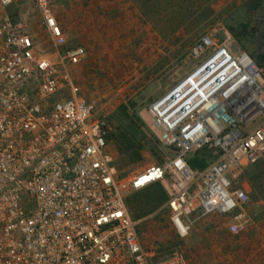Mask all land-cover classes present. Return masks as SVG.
<instances>
[{
	"label": "built area",
	"instance_id": "obj_1",
	"mask_svg": "<svg viewBox=\"0 0 264 264\" xmlns=\"http://www.w3.org/2000/svg\"><path fill=\"white\" fill-rule=\"evenodd\" d=\"M13 2L0 0V264H188L144 246L129 215L128 194L156 183L179 239L210 214L228 217L234 235L246 230L248 192L233 175L264 161V68L232 40L203 35L191 68L142 111L173 156L125 175L107 116L72 75L85 47L63 50L49 2L35 0L52 52L41 51L7 13ZM202 149L211 158L192 169Z\"/></svg>",
	"mask_w": 264,
	"mask_h": 264
},
{
	"label": "rangeland",
	"instance_id": "obj_2",
	"mask_svg": "<svg viewBox=\"0 0 264 264\" xmlns=\"http://www.w3.org/2000/svg\"><path fill=\"white\" fill-rule=\"evenodd\" d=\"M47 1L66 46L85 47L86 58L72 75L83 97L107 116L109 153L117 171L125 175L173 156L143 120L142 111L191 68L189 51L203 35L232 40L264 68V0ZM7 13L26 27L41 51L52 52L39 27L35 0H14ZM125 139L141 145L137 163L119 150ZM201 152L208 163L211 155ZM233 178L249 197V222L242 233L227 230L228 217L210 214L179 239L169 222L166 199L157 205L149 202L165 192L156 183L130 192L126 199L141 242L161 254L178 250L188 264H264V161L246 165Z\"/></svg>",
	"mask_w": 264,
	"mask_h": 264
},
{
	"label": "trees",
	"instance_id": "obj_3",
	"mask_svg": "<svg viewBox=\"0 0 264 264\" xmlns=\"http://www.w3.org/2000/svg\"><path fill=\"white\" fill-rule=\"evenodd\" d=\"M135 130V126L132 127ZM141 145H135L133 141L129 139H125L123 144L121 143L119 145V150L124 154L132 163H137L141 159ZM205 150V149H204ZM202 150H199L195 152L192 157L188 158V165L192 169H198V170H203L207 166V156L205 154H202ZM207 151V150H206ZM201 152V154H200ZM209 153V152H208ZM210 154V153H209ZM211 155V154H210ZM166 199V194L164 190H161L160 195L157 197L152 198L151 201L154 203V205L159 204L160 202H163V200Z\"/></svg>",
	"mask_w": 264,
	"mask_h": 264
},
{
	"label": "crops",
	"instance_id": "obj_4",
	"mask_svg": "<svg viewBox=\"0 0 264 264\" xmlns=\"http://www.w3.org/2000/svg\"><path fill=\"white\" fill-rule=\"evenodd\" d=\"M74 24V23H73ZM76 26H77V24H75ZM77 28L79 29V30H81L82 32H84V30L82 29V28H80L79 26H77ZM85 36H86V33H85ZM86 38V37H85ZM78 40H80V39H78ZM83 40H85V39H83ZM83 40H80V41H83ZM72 46H74V45H71V47ZM76 46V45H75ZM66 48H68L67 46H66Z\"/></svg>",
	"mask_w": 264,
	"mask_h": 264
}]
</instances>
